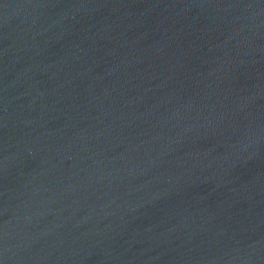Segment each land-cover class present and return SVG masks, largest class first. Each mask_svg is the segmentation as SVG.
<instances>
[{
	"label": "water",
	"instance_id": "obj_1",
	"mask_svg": "<svg viewBox=\"0 0 264 264\" xmlns=\"http://www.w3.org/2000/svg\"><path fill=\"white\" fill-rule=\"evenodd\" d=\"M0 264H264V0H0Z\"/></svg>",
	"mask_w": 264,
	"mask_h": 264
}]
</instances>
